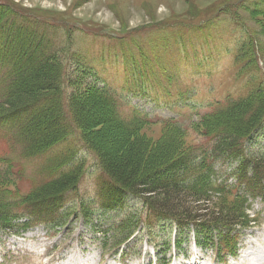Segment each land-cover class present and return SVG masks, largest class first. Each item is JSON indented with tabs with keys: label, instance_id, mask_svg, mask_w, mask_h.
I'll return each instance as SVG.
<instances>
[{
	"label": "rangeland",
	"instance_id": "rangeland-1",
	"mask_svg": "<svg viewBox=\"0 0 264 264\" xmlns=\"http://www.w3.org/2000/svg\"><path fill=\"white\" fill-rule=\"evenodd\" d=\"M0 6L15 13L0 12V20H18L13 22L17 26L5 22L0 25V219L13 198L11 187L27 194L72 165L77 168L70 176L76 177L80 171L83 175L77 191L76 186L64 203L63 211L68 217L61 224L25 233L0 231V264H99L104 255L101 232L107 227L114 233L125 212L141 211V206L128 198V190L134 189L126 185L120 188L122 195L111 192L112 197H117V208L126 203L124 210L94 214L89 206L78 209L82 202L96 196V185L116 188L111 186L112 181H103L111 169L109 162L125 169L132 161L140 168H148L140 175L138 170L142 181L154 180L158 170L166 166L154 153L167 150L174 164L169 174L159 177L179 179V167L186 162L187 152L194 150L200 155L203 150L210 161L221 156L211 152L213 145H198L207 139L200 136L203 126L196 128L193 123L224 109L228 99L242 97L257 85L264 90V65L257 70L245 69L246 62H238L236 57L242 45L253 40L250 38L260 40L264 51V0H0ZM29 15L40 20L27 21ZM46 55L55 58L49 63ZM27 58L32 62L28 63ZM138 60L150 64L167 62L166 76L173 75L172 79L165 82L159 70L136 84L138 96L125 91L119 75ZM13 64L21 71L15 75L12 89ZM44 67L52 68L53 76L58 73L50 81L55 87L41 85L31 94H19L23 77H33ZM104 85L128 104L122 105ZM128 96L134 98L127 99ZM57 107L54 128L65 129L60 131L61 140L70 136L56 149L46 150L55 141L37 144L36 139L49 129L33 132L23 125L35 115L52 116L49 114ZM135 107L139 110L134 111ZM164 134L174 138L159 147ZM244 148L250 157L262 160L264 125L245 142ZM44 150L46 154L38 155ZM184 191L179 194L191 208L200 210L208 205L213 210L220 206L227 214L242 216L245 223L256 221L258 226L254 228L253 223L242 226L224 216L214 223L245 230L239 237L240 254L245 251L241 264L259 255L264 258V205L260 199L249 211L246 204L240 203L237 210L232 204L234 195L216 190L199 195ZM45 193L37 197H57L62 192L48 196ZM106 194L102 201L110 205L113 201ZM60 208L46 207L38 214L45 216ZM254 214H259L260 221L253 220ZM165 235L169 238L171 233L161 227L158 237ZM133 247L122 258L113 256L110 264H118V260L121 264H157L159 259L144 234L129 243L127 249ZM186 249L169 251L161 260H171L172 264L190 260L194 244H187ZM198 252L203 254L200 248ZM205 256L206 263L220 264L210 259L211 252Z\"/></svg>",
	"mask_w": 264,
	"mask_h": 264
},
{
	"label": "trees",
	"instance_id": "trees-1",
	"mask_svg": "<svg viewBox=\"0 0 264 264\" xmlns=\"http://www.w3.org/2000/svg\"><path fill=\"white\" fill-rule=\"evenodd\" d=\"M12 11L13 9L6 10L4 6L0 8V12H6L7 15L15 14ZM25 19L27 21L33 22L28 18ZM15 21L18 20L14 17H11L10 19L2 18L0 20V25L5 22L7 24L9 23L17 26L18 24L13 23ZM261 46L262 44L260 40H256L255 42L252 40L249 45L243 44L240 50L237 52V61H245V69L252 70L253 68V70H257L259 65L254 59V52H256V49H259L263 54L264 51ZM37 48L39 47L35 48L36 51H38ZM45 58H47L46 61L48 60L50 63L55 57L50 58L46 55ZM26 60L28 63L32 62V59L27 58ZM12 67L14 69V72L12 74L13 79L11 82V88L13 89L15 85L14 77L18 73V71H21V69L14 64L12 65ZM129 69L130 72L126 74L127 82H130L132 80L133 82L137 83L139 79L142 78V74L144 71H140V69L135 66V64L130 65ZM40 71V73L35 74L33 77H23L18 87L19 94H31L36 88L41 87V85L48 88L55 87L50 83V81H54L57 78L58 73L55 72V75L53 76L52 68L48 67H44ZM260 86L261 85H257L251 90L249 89V93L246 97L241 98L237 101L229 102L224 109L216 111L214 114L205 116L199 123L196 124V128L198 126H203L202 130L204 131L200 136L207 139V142L198 145H213L211 152H214V154L221 153V156L214 157L210 161L208 158L204 157L203 150H201L200 155L196 152H193L194 150L189 153L187 152V154H185V156H187L186 162L183 166L179 167L180 174H178V177L180 178H171L170 180H163L162 178H160L165 174H169V169H171L174 164V162L172 161L174 157L173 155L169 154V151L167 150H158L157 153H154V156L158 155V157L156 158L161 162L160 164L166 163V166L158 170L156 175L152 178L154 180L148 179L150 181H142L139 177L140 173L144 170H146L145 172H147L148 168H140L139 164L136 165L131 160L130 163H127L128 167H126L125 169H120L116 164L114 165L112 162H109L111 169H108V172L111 175L105 169L107 176H105L104 178L107 179L108 177V180L112 181L115 184L114 185L113 183H111V186L116 187L108 188V191H106V193L109 195V199L113 202L115 200L118 201L117 199H115L117 197H112L111 192L113 194L122 195V192L118 189V187L121 188L122 186L126 185L128 187L131 186L134 191L128 189L125 190L130 191V193L135 196L143 198L149 206H147V208H149L151 212L155 211L171 218L183 220L182 222H184V220H191L188 222L194 223L197 229L205 228V223L208 224L209 229H218L221 226L223 227L224 225L214 223V221L217 220L222 221V216H224V218L226 217V219H233L236 223L243 224L242 226H249L252 221H248L247 223H245L247 220L243 222L242 216L238 217L235 213L227 214L220 206L216 207V209L213 210L208 205L203 206L200 210L195 209L197 207L191 208L185 202V200L187 199L180 195L179 192L187 190L184 192L190 191L199 195L200 193L205 194L206 191L210 192L211 190H216L218 191V193L233 195L234 191L236 190L237 194L235 196H232L235 202L232 204L237 208V210H239V203L244 204L247 202L245 196H241L240 192L250 194V196L262 195L264 197V155L260 156L262 160H256L255 158L250 157L244 151L245 142L249 141L252 138V135L256 132H259L264 125V90ZM58 113L59 108L57 107L56 111L53 110V112L49 114L52 116L47 117L48 114L47 116L41 115L40 117L38 115H35L29 119V122L27 124L23 125L25 129L33 132L49 129L46 132H43L41 139H36L37 144H41L42 142H49L52 140L55 141H53L54 143L50 144L46 150L57 144H60L63 141V139L61 140L60 137V131H64L65 129L62 128V126L54 128L55 125H57L56 120L58 119L57 116L54 115H58ZM214 119L216 120L213 122V125L210 126L211 122ZM214 128H216L217 130H214ZM28 135L30 134L28 133ZM172 138L174 137L164 134L158 144L159 147L162 145H168ZM218 147H224L225 149L219 151ZM46 150L41 152H45ZM217 165H231L232 167H234L233 172L230 174V176H233L236 179V188L232 187L229 189L225 186L223 179L218 177V171H223L224 169L220 168L219 170H217ZM70 173L61 176L55 181H52L53 183L47 185L40 191H37L36 194L34 193V197L40 199L37 197V194L42 193L43 191H46L47 193H45V196H48L60 194L61 192L64 193L70 188H75L81 179L82 172L80 171L76 177L70 176ZM136 177H138L137 179L139 181H136ZM172 179L176 180L177 183H174ZM192 197L194 196L192 195ZM194 198L197 199L196 197ZM55 205H58V203H44L38 208L40 209L42 207ZM215 211H218L217 215ZM11 224L12 223L6 217H2L0 219V225L4 226V228H9Z\"/></svg>",
	"mask_w": 264,
	"mask_h": 264
},
{
	"label": "bare ground",
	"instance_id": "bare-ground-1",
	"mask_svg": "<svg viewBox=\"0 0 264 264\" xmlns=\"http://www.w3.org/2000/svg\"><path fill=\"white\" fill-rule=\"evenodd\" d=\"M260 255L259 256H256L254 258H251V261H253L254 263L258 262L260 260ZM248 261V260H247ZM187 264V263H186Z\"/></svg>",
	"mask_w": 264,
	"mask_h": 264
}]
</instances>
